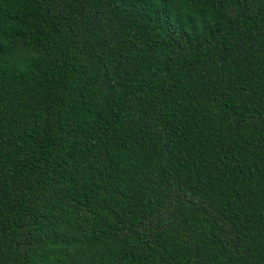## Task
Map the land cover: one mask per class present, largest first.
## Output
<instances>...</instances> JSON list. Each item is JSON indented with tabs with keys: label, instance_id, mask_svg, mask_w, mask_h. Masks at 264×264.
I'll list each match as a JSON object with an SVG mask.
<instances>
[{
	"label": "trees",
	"instance_id": "16d2710c",
	"mask_svg": "<svg viewBox=\"0 0 264 264\" xmlns=\"http://www.w3.org/2000/svg\"><path fill=\"white\" fill-rule=\"evenodd\" d=\"M0 264H264V0H0Z\"/></svg>",
	"mask_w": 264,
	"mask_h": 264
}]
</instances>
